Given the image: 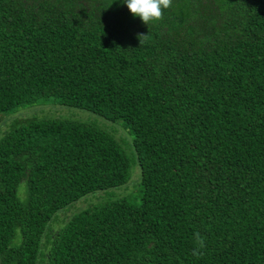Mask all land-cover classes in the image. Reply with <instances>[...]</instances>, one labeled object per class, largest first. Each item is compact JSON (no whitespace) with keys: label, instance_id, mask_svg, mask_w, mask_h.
<instances>
[{"label":"trees","instance_id":"trees-1","mask_svg":"<svg viewBox=\"0 0 264 264\" xmlns=\"http://www.w3.org/2000/svg\"><path fill=\"white\" fill-rule=\"evenodd\" d=\"M45 97L121 119L133 153L105 126L11 118L0 264H264V0H170L147 24L120 0H0V122ZM133 164L137 205L99 191L50 228Z\"/></svg>","mask_w":264,"mask_h":264},{"label":"rangeland","instance_id":"rangeland-1","mask_svg":"<svg viewBox=\"0 0 264 264\" xmlns=\"http://www.w3.org/2000/svg\"><path fill=\"white\" fill-rule=\"evenodd\" d=\"M3 117L0 122V134L6 129L7 123L13 117H65L75 120H81L84 122H91L97 124L99 126H105L110 130H114L116 132V136L120 138L122 141L123 147L127 154L131 155L132 151V133L130 129L124 125L121 119H117L115 121H110L104 119L102 116L93 113L91 111H87L85 109L66 106L58 103L57 99L54 97H45L40 98L34 103L19 107L12 112L2 113ZM140 169L137 164H133L130 168V177L127 182L116 186L114 188L106 189V190H98L91 192L89 194L84 195L77 201L67 205L61 210L60 213L57 214L55 220L51 223L50 228L52 230H56L70 214H74L78 209L84 205L82 201H88L93 199V193L102 191L104 197H125L130 200L133 204H138L139 195H140ZM24 188V182L21 181L18 188V195L21 196V189Z\"/></svg>","mask_w":264,"mask_h":264},{"label":"clouds","instance_id":"clouds-1","mask_svg":"<svg viewBox=\"0 0 264 264\" xmlns=\"http://www.w3.org/2000/svg\"><path fill=\"white\" fill-rule=\"evenodd\" d=\"M120 3L126 5L133 17L147 24L161 17L162 9L169 6L170 0H120Z\"/></svg>","mask_w":264,"mask_h":264}]
</instances>
